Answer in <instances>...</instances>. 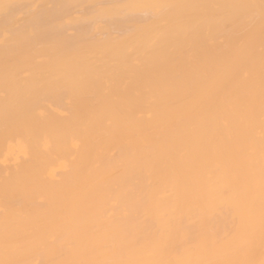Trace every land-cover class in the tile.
<instances>
[{"label":"bare ground","instance_id":"1","mask_svg":"<svg viewBox=\"0 0 264 264\" xmlns=\"http://www.w3.org/2000/svg\"><path fill=\"white\" fill-rule=\"evenodd\" d=\"M0 264H264V0H0Z\"/></svg>","mask_w":264,"mask_h":264}]
</instances>
